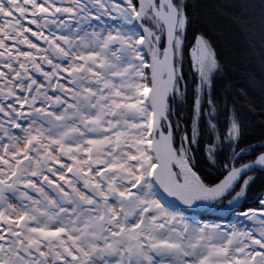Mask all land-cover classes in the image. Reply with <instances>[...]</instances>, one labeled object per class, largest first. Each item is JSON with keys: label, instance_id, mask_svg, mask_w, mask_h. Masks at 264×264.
Listing matches in <instances>:
<instances>
[{"label": "snow or ice", "instance_id": "snow-or-ice-1", "mask_svg": "<svg viewBox=\"0 0 264 264\" xmlns=\"http://www.w3.org/2000/svg\"><path fill=\"white\" fill-rule=\"evenodd\" d=\"M0 264H264V0H0Z\"/></svg>", "mask_w": 264, "mask_h": 264}, {"label": "trees", "instance_id": "trees-1", "mask_svg": "<svg viewBox=\"0 0 264 264\" xmlns=\"http://www.w3.org/2000/svg\"><path fill=\"white\" fill-rule=\"evenodd\" d=\"M217 27L221 32V46L225 50H229L233 41L232 29L227 20H220L217 22Z\"/></svg>", "mask_w": 264, "mask_h": 264}]
</instances>
